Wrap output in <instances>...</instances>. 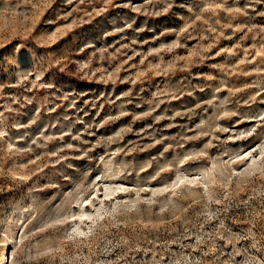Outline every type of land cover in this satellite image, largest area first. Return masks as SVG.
Returning <instances> with one entry per match:
<instances>
[{"label":"rangeland","instance_id":"rangeland-1","mask_svg":"<svg viewBox=\"0 0 264 264\" xmlns=\"http://www.w3.org/2000/svg\"><path fill=\"white\" fill-rule=\"evenodd\" d=\"M5 256L264 264V0H0Z\"/></svg>","mask_w":264,"mask_h":264},{"label":"bare ground","instance_id":"bare-ground-1","mask_svg":"<svg viewBox=\"0 0 264 264\" xmlns=\"http://www.w3.org/2000/svg\"><path fill=\"white\" fill-rule=\"evenodd\" d=\"M5 260H6V256L4 257V260L2 262H0V264H6Z\"/></svg>","mask_w":264,"mask_h":264}]
</instances>
